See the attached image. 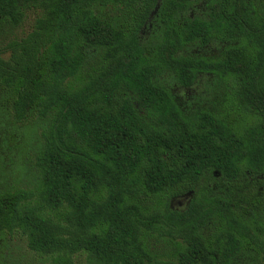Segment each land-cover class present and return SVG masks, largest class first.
Returning <instances> with one entry per match:
<instances>
[{
  "label": "trees",
  "instance_id": "1",
  "mask_svg": "<svg viewBox=\"0 0 264 264\" xmlns=\"http://www.w3.org/2000/svg\"><path fill=\"white\" fill-rule=\"evenodd\" d=\"M201 1L0 0L20 143L0 240L49 264H264V0ZM201 76L184 109L169 86Z\"/></svg>",
  "mask_w": 264,
  "mask_h": 264
},
{
  "label": "rangeland",
  "instance_id": "2",
  "mask_svg": "<svg viewBox=\"0 0 264 264\" xmlns=\"http://www.w3.org/2000/svg\"><path fill=\"white\" fill-rule=\"evenodd\" d=\"M205 0H202L197 4L192 12L201 13L204 9ZM155 13L148 19L146 25L142 31V38H145L152 26V18ZM193 52H199L198 49H194ZM204 53L207 50L203 51ZM211 52L208 50L207 53ZM204 77H199L198 81L189 88H183L177 85H170V89L178 102L184 109H189L196 107L205 103L203 100V82ZM17 140L16 135L9 137L8 134H0V166H5V168L11 169L10 172L18 168V146L20 143L15 142ZM21 140V138H20ZM7 142V143H6ZM11 177L13 179L17 178L16 173H12ZM188 199V197H187ZM185 200L177 199L171 202L172 207L176 209L184 208L186 203ZM0 264H49L43 258H40L36 254L30 252L26 246L25 241L20 237L15 238H5L0 240Z\"/></svg>",
  "mask_w": 264,
  "mask_h": 264
},
{
  "label": "flooded vegetation",
  "instance_id": "3",
  "mask_svg": "<svg viewBox=\"0 0 264 264\" xmlns=\"http://www.w3.org/2000/svg\"><path fill=\"white\" fill-rule=\"evenodd\" d=\"M203 10H204V9H203ZM147 21H148V20H147ZM145 25H146V23H145ZM145 25H144V27H145ZM144 27H143V29H144ZM150 29H151V28H150ZM142 31H143V30H142ZM149 33H150V31H149ZM149 33H148V34H149ZM147 36H148V35H147ZM147 36H146V37H147ZM146 37H145V38H146ZM141 38H142V32H141ZM187 197H188V199H189V195H185V196H183V197H181V198H176V199H173V200L181 199V200H185V201L187 202V201H188ZM173 200H172V201H173ZM186 202H185V203H186Z\"/></svg>",
  "mask_w": 264,
  "mask_h": 264
},
{
  "label": "water",
  "instance_id": "4",
  "mask_svg": "<svg viewBox=\"0 0 264 264\" xmlns=\"http://www.w3.org/2000/svg\"><path fill=\"white\" fill-rule=\"evenodd\" d=\"M156 9H157V7H156V8H155V10H154V11L151 13L150 17L152 16V14H153V13H155V12H156Z\"/></svg>",
  "mask_w": 264,
  "mask_h": 264
}]
</instances>
